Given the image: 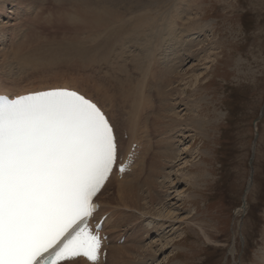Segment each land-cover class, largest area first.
<instances>
[{
	"label": "rangeland",
	"instance_id": "obj_1",
	"mask_svg": "<svg viewBox=\"0 0 264 264\" xmlns=\"http://www.w3.org/2000/svg\"><path fill=\"white\" fill-rule=\"evenodd\" d=\"M187 1L188 6L187 3L181 5L190 9L186 7L188 10H185L184 6H179V9L189 11L191 18H194V25L189 24V28L192 25V29L196 31H191L185 38L191 50V58L184 56L186 53L180 49L183 41L169 49L166 48L168 45L161 46L162 52L160 51L165 56L167 65L174 68L182 63V66L175 68L182 78L173 76L175 79L171 88H174V94H171L169 102L170 106L173 105L169 111L173 114V123L169 126L172 128L169 140L173 143H169L168 138L165 140V133L163 137L158 136V126L152 120L159 107L157 108V100L153 97L152 107L146 113V121L152 127L156 140L149 138L151 153L146 161L145 172L137 170L124 180L128 185L134 174L139 173L144 178L148 174L152 153L160 151L157 156L159 166L156 162L154 164L159 167V175L153 178V181L157 182L156 189L160 195L156 194L152 213H157L161 205H164L165 209L161 210V213L168 211L165 213H172V216L167 214V219L157 218L156 228L163 227V230L157 233L151 229L152 225L148 219L144 218L138 222L148 231V234L142 232L143 229L140 231L142 235L137 242L139 253L146 257L149 252H153L155 256L153 260L147 258L140 264H264V0ZM52 2L57 5L55 1ZM160 2L156 0L151 6L162 4ZM48 6L45 3L41 9L38 6L34 8L31 3H25L18 16L12 18L16 19L15 22L10 21L7 25L5 23L9 19L0 17V24L6 28L0 32V51L10 52V48L26 43L30 38L31 41L35 39L34 36L40 33L37 24L49 21L46 20L48 14L45 13L44 17L41 16L44 21L36 17L42 15L40 13ZM5 9L6 12H12L10 6L5 5ZM40 9L43 12H40ZM7 14L6 17H12V14ZM46 29L45 34L51 37V43L69 49L67 52L73 55H70L72 58L54 67L39 71L33 69L26 77H22L23 71L16 65L15 60L11 63V68L4 67L2 70L11 73L14 78L17 75L27 83L35 80L32 77L54 71H62L65 75L67 72L80 73L78 68L89 66V59L86 57H99L101 59L97 63L98 67L108 71L112 65L107 63L106 59L123 50L116 45L108 51V57H102L86 46L88 34L85 32L82 35L73 32L61 34L50 24ZM192 33L194 35H190ZM29 35L33 36L28 39ZM131 36L132 34L128 36L129 40ZM75 38L80 46L78 50H71L69 44L71 39ZM135 45L130 49V55L137 60L142 56V52ZM85 46L88 49L85 50ZM81 53H86L83 60L79 57ZM145 56L140 67L142 70L147 68L152 55ZM177 58L181 62H178ZM159 65L158 62L157 74L160 73L162 78L165 71L160 72ZM162 66L165 67L164 64ZM142 70L137 76L141 75ZM6 75L7 73L3 74L4 77ZM154 83L153 87L158 86L157 81ZM156 90L157 87L153 88L155 96L158 93ZM194 121L200 123L202 136L192 134L193 129L186 130L187 123ZM116 122L120 132L119 140H126L123 128ZM133 127L134 135H139L142 131L139 122H133ZM158 137L166 144V148L158 147ZM177 139H180L179 143ZM167 153L180 155L168 162ZM122 179L118 178L120 181H123ZM117 182L119 181H113L111 187L103 194L104 202H109L110 198L107 196L111 195L113 190L115 192L113 185ZM144 193L145 191L142 193L143 197ZM140 212L145 211L139 210L137 214ZM121 217L120 209L119 222ZM112 220L106 229L114 232L109 231L113 235L122 234V230L126 231L131 227L126 225L127 228H111ZM161 220H165L162 222L168 226H161ZM125 223L127 224V221L122 222L120 226ZM111 238L112 243L118 240V246L133 242L132 237L120 238L117 235ZM130 256L135 257V254ZM111 264H117L116 260H112ZM129 264L135 263L129 260Z\"/></svg>",
	"mask_w": 264,
	"mask_h": 264
},
{
	"label": "bare ground",
	"instance_id": "obj_2",
	"mask_svg": "<svg viewBox=\"0 0 264 264\" xmlns=\"http://www.w3.org/2000/svg\"><path fill=\"white\" fill-rule=\"evenodd\" d=\"M37 1L38 3H35ZM52 1H55L57 5H53ZM154 1L156 0H0V17L9 19L5 25L10 23V21L15 22L16 19L12 18L18 16V12L23 9V4L25 3H31L34 5V8L38 6V8L41 9L44 7L45 3L49 5L44 12L40 9V12H43L40 13L42 15L35 16L37 19L43 20L42 17L48 14L46 20H49L48 22L46 21L47 23L37 24L39 25L38 28H40V30H38L40 33L37 32L39 35H35V39L32 37L33 40L31 41L30 37L33 35H29L28 39H30H27L28 41L25 40L26 43L23 42L15 47L12 46L14 47L12 49L9 47L10 52L6 50L0 51V90H6L9 93L18 95L49 90L57 87L78 90L79 93L85 95L86 98H90L93 102L97 103L98 106H100L108 115L112 123L115 124L116 138L119 143V156L121 158L126 157L127 154L131 153L132 147H135L132 158L133 162L130 165L129 170L121 177V179L124 177L122 179L123 181H120L121 179L118 180V176L113 173L96 198L100 205L97 219L106 216L101 227V231L107 236L104 245L106 257L104 263L101 260L100 264H111L112 260H116L117 264H129V260H133V263L135 264L144 263V260L147 258V260H153V257H155L153 252H149L146 257L139 253L137 242L142 235L140 231L143 229L142 232L147 234L148 231L147 228L138 224V222H141L144 218L145 220L148 219L152 225L151 229L153 232H161L163 227L156 228L158 224L157 220L167 219L168 216L166 215L169 214L165 213L168 211L161 213V210L165 209L163 208L164 205H161L160 210L157 213H152L154 205L156 204V194H159V191L156 189L158 188L157 182L153 181V178H157L159 175V167H155L154 164L156 162V165H158L157 161H159V158L157 156L160 154V151L152 153L149 159L148 174L144 176V178L142 174L139 173L134 174L132 181H130L128 185L124 182L127 177L131 176L133 172L137 170L145 172L146 161L151 153L149 138H155L152 132V127H150L146 121V113L150 111V108L152 107L153 97L157 100V108L159 107L156 116L152 120L153 123H156L158 126V136L163 137L165 133V140L167 138L169 140V137H171L172 128H169V126L173 123V114L169 111H171L173 105L170 106L169 102L174 94V88L171 87L175 79H173V76H181L175 68L180 65L182 66V63L177 64L174 68L171 65H167L165 56L163 53H160L161 46L168 45L166 48L169 49L174 45H178L180 41H183V45L180 49L184 50L183 52L186 53L184 56H189L191 50L187 45L185 38L191 31H196L192 29V25H194L192 24L194 19L191 18L192 14L189 11L187 12L179 9L181 6H184L181 5L182 3H187L188 6L189 1L158 0L161 1L160 3L162 4L152 7L151 3ZM5 5L12 7V12H6ZM186 7L185 10L190 9L188 7L187 9ZM7 13L12 14V17H6V15H8ZM36 15H38V13ZM27 19L26 21H28ZM37 22L38 21H36V23ZM48 24L61 34L73 32V34L79 33L82 35V33L85 32L86 35L88 34V37L86 38L87 42L85 43L87 44L86 46L89 47L90 51L93 50L99 55H102V57H108V51L116 45L123 48V50L120 53L110 55L108 59H106V62L112 65L111 69L108 71H103L98 67L97 63L99 62V59H101L99 57H96L97 59L86 57L89 59V66H87L89 68L88 70H86L87 67L78 68L77 71L80 73L73 72L71 74L67 72V75H65L62 71H54L47 75L32 77V79L35 80L28 81L27 83L22 81L21 78H18L17 75H15L16 77L14 78V75H11L8 71L2 70L4 67L11 68V63L15 60L16 65L23 71L24 76L22 77H26L33 69H35L34 71H39L46 67H54L60 65L61 62H67L69 58H72L70 57L71 54L67 52L69 49L52 44L51 42L53 41L50 40L51 37L49 38L46 36L45 32ZM189 24H192L190 28ZM33 25L34 24H32V26ZM8 26H10V24ZM5 29L6 28L3 27L1 23L0 32ZM131 34L132 36L129 40L128 36ZM137 35L140 37L138 38ZM190 35H194V33ZM21 37L23 38V36ZM42 38H45L44 40L46 42H44ZM71 40L72 42L69 46L72 48L70 47V49L78 50L80 46V43L77 41L78 39L76 40L75 38ZM162 42L164 43L163 45ZM129 43L132 45H128ZM133 44H136L135 46L139 47V51L142 52V56L137 60L130 55V49L134 46ZM86 46L83 48L88 49ZM85 54L86 53L79 54L81 60L85 58ZM147 54L152 56L147 64V68L142 70L140 67L144 63L145 55ZM189 57L191 58V56ZM177 61L181 62L179 58H177ZM158 62L160 63V72L165 71L162 78H160V73L157 74L156 65ZM182 62L185 63V61ZM163 64L165 67L162 66ZM168 66L169 68H167ZM13 69H15V67H13ZM13 69L11 70L14 71ZM141 70V75L137 76ZM167 70H169V72ZM4 73H7L5 77L3 76ZM154 81H157L158 86H152L155 84ZM156 87L158 88V90H156L158 93H156L155 96L153 88ZM163 100H165L164 103ZM115 118L117 120H115ZM116 121H118L123 128L126 140H119L120 132ZM135 121L139 122L142 129L139 135H137V133L134 135L133 122ZM164 125L167 128L164 127ZM187 125V129H185H193L192 134L195 136L203 135L200 123L194 121L193 123L188 122ZM141 139L143 141H141ZM179 140L177 139L178 143ZM169 143L172 144L173 141L169 140ZM157 145L158 147H162V149L166 148V144H164L159 137ZM179 155H168L166 159L169 162ZM113 181L119 182L113 185L116 190L115 192L113 190V193L107 196V198L109 197L110 199L109 202L105 201V204L102 198L103 194L111 187L110 185ZM140 190L142 191L140 192ZM143 191H145L144 197L142 195ZM243 208L244 207H242V210ZM120 209L122 210V217L119 222L118 216ZM139 210L145 212L137 214ZM111 219H113L111 222V228L114 229L121 227L127 228L128 225H131L130 229L127 228L126 231L122 230V234L118 233L117 235L120 236V238L132 237V243L123 246L116 245L118 240L112 243L111 239L113 240V238H111V236L117 235L111 234L114 232H111L109 228L106 229V226ZM126 221L127 224L125 223L120 226L122 222ZM162 221L165 222V220H161V222ZM164 222L160 223L161 226L165 225ZM200 229L203 232L202 227H200ZM203 235L206 236L205 233H203ZM149 248H147V250ZM130 254H135V257H131ZM73 264L90 263L78 259L74 261Z\"/></svg>",
	"mask_w": 264,
	"mask_h": 264
},
{
	"label": "snow or ice",
	"instance_id": "obj_3",
	"mask_svg": "<svg viewBox=\"0 0 264 264\" xmlns=\"http://www.w3.org/2000/svg\"><path fill=\"white\" fill-rule=\"evenodd\" d=\"M118 161L115 124L78 90H0V264H100L89 224Z\"/></svg>",
	"mask_w": 264,
	"mask_h": 264
}]
</instances>
